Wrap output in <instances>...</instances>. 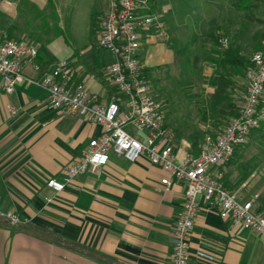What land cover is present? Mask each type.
<instances>
[{"label":"crops","instance_id":"crops-1","mask_svg":"<svg viewBox=\"0 0 264 264\" xmlns=\"http://www.w3.org/2000/svg\"><path fill=\"white\" fill-rule=\"evenodd\" d=\"M236 1L227 2L217 22L195 24L184 40L173 28L179 24L169 1L150 5L162 13L167 38L142 30L138 59L152 96L163 103L166 141L176 162L195 155L203 136L219 133L241 104L244 70L219 62L227 47L246 60L260 48L264 1L254 21L234 7ZM107 10L108 0H0V35L33 44L34 62L43 66L66 60L75 82L102 101L116 97L123 111L127 97L117 93L104 68L112 57L97 46V23ZM220 37L227 38L226 48ZM23 73L36 76L28 63ZM126 129L140 139L145 135ZM100 132L98 124L49 108L40 87L21 81L5 93L0 80V209L28 219L24 227L0 220V264L167 263L184 185L175 179L162 184L169 175L160 166L111 153L98 174L76 175L58 192L46 186ZM263 139L264 125L213 169L236 200H251L254 209H264V180L255 179L250 162L263 176ZM196 204L188 264H264V243L255 233L232 227L202 195Z\"/></svg>","mask_w":264,"mask_h":264},{"label":"built area","instance_id":"built-area-1","mask_svg":"<svg viewBox=\"0 0 264 264\" xmlns=\"http://www.w3.org/2000/svg\"><path fill=\"white\" fill-rule=\"evenodd\" d=\"M154 0H108V10L97 23V46L112 60L104 68L117 93L125 95L122 111L116 97L105 102L98 94L74 81V71L64 59L47 67L34 62L36 47L23 40L0 35V80L5 93H11L18 82L40 87L49 108L74 113L84 121L98 124L101 132L91 138L78 158L62 169L61 178H48L46 186L58 192L74 176L84 172L98 174L109 155L115 154L133 162L140 157L160 166L170 179L183 182V202L173 222V241L166 264H188V237L197 211L196 199L202 195L223 219L234 228L252 231L264 243V209H254L251 200L240 202L213 173L227 162L235 149L247 142L250 133L264 124V40L252 52L244 70L245 88L237 113L229 118L216 135L205 134L195 155L175 161L172 146L166 141L163 103L151 94L150 83L138 59L140 32L149 30L157 39L165 40L167 31L161 12L150 8ZM220 46L228 40L219 38ZM30 64L36 76L23 73ZM143 132V139L126 129ZM0 220L13 227H24L28 219L12 211L0 209ZM199 256L210 259L203 252Z\"/></svg>","mask_w":264,"mask_h":264},{"label":"rangeland","instance_id":"rangeland-1","mask_svg":"<svg viewBox=\"0 0 264 264\" xmlns=\"http://www.w3.org/2000/svg\"><path fill=\"white\" fill-rule=\"evenodd\" d=\"M169 5L172 9V17L177 22L178 26H174L175 30H178V33H181L183 40L187 38V31L193 28L195 24L205 25L208 22H217L222 15H225L226 4L229 0H168ZM220 15V16H219ZM182 26V27H181ZM251 146H254L252 144ZM262 146L264 149V139L258 145ZM263 157V156H262ZM250 166L255 168L257 171L255 179L262 178L264 180V175L262 176V171H260L255 164L250 162ZM258 169V170H257ZM261 188V187H260ZM258 189V188H257Z\"/></svg>","mask_w":264,"mask_h":264},{"label":"trees","instance_id":"trees-1","mask_svg":"<svg viewBox=\"0 0 264 264\" xmlns=\"http://www.w3.org/2000/svg\"><path fill=\"white\" fill-rule=\"evenodd\" d=\"M263 1L264 0H237L234 3V7L241 9L244 12V16L247 18L248 21H254L257 20L255 18V12L259 6L258 4ZM248 59L246 60L240 57L236 52H233L231 48L227 47L225 50H223V58L221 59L219 64L227 65L233 71L245 70ZM219 81L222 83L223 87V82L225 81V78L221 77Z\"/></svg>","mask_w":264,"mask_h":264}]
</instances>
